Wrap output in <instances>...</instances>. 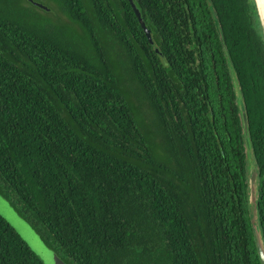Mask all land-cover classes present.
Listing matches in <instances>:
<instances>
[{
  "label": "trees",
  "instance_id": "obj_1",
  "mask_svg": "<svg viewBox=\"0 0 264 264\" xmlns=\"http://www.w3.org/2000/svg\"><path fill=\"white\" fill-rule=\"evenodd\" d=\"M132 2L151 42L127 0H0V195L65 264H260L254 1ZM0 264H41L1 218Z\"/></svg>",
  "mask_w": 264,
  "mask_h": 264
},
{
  "label": "rangeland",
  "instance_id": "obj_2",
  "mask_svg": "<svg viewBox=\"0 0 264 264\" xmlns=\"http://www.w3.org/2000/svg\"><path fill=\"white\" fill-rule=\"evenodd\" d=\"M247 157H251V151L246 142ZM248 160V159H247ZM253 162V159H251ZM248 166L252 163L248 160ZM250 170V168H249ZM0 218L14 231L17 237L24 243L28 250L41 264H65L53 250L48 248L40 236L30 225L20 218L10 203L0 195Z\"/></svg>",
  "mask_w": 264,
  "mask_h": 264
},
{
  "label": "water",
  "instance_id": "obj_3",
  "mask_svg": "<svg viewBox=\"0 0 264 264\" xmlns=\"http://www.w3.org/2000/svg\"><path fill=\"white\" fill-rule=\"evenodd\" d=\"M255 7H256V11H257V15H258V20H259V24L261 27V31H262V35H263V39H264V19L263 16L261 15L260 9L258 7V3L257 0H253ZM130 8L133 11L134 16L136 17V20L140 26V28L142 29L146 39L148 42H151L150 40V35H149V31L146 29V27L144 26V23L142 21V19L140 18L139 12L136 9V7L134 6L132 0H127ZM33 5L41 8V9H46L45 6H43L42 4L38 3V2H32ZM156 51V50H155ZM233 78V82H234V87L236 90V94L237 97H239L238 94V87H237V83L235 81V77L234 75H232ZM239 107L242 113V120H243V124H244V128L246 129V118L245 115L243 113V107L242 104L239 100ZM247 138H246V142H247ZM247 146L249 148V144L247 143ZM250 149V148H249ZM250 155V154H249ZM248 155V159L249 161H251L252 165L250 164L248 168H250L249 170V187H248V215H249V223L251 226V232H252V237H253V241H254V246H255V250H256V254L259 260L260 264H264V249L262 247V243H261V239H260V235H259V230H258V226H257V218H256V203H257V179H258V172L256 170V167L254 165V163L252 162V158L249 157Z\"/></svg>",
  "mask_w": 264,
  "mask_h": 264
},
{
  "label": "flooded vegetation",
  "instance_id": "obj_4",
  "mask_svg": "<svg viewBox=\"0 0 264 264\" xmlns=\"http://www.w3.org/2000/svg\"><path fill=\"white\" fill-rule=\"evenodd\" d=\"M235 88V87H234ZM243 106V105H242ZM243 113H244V115H245V109H244V107H243ZM245 118H246V115H245ZM241 119H242V113H241ZM242 127H243V131H244V134H247V119H246V129L244 128V124H243V120H242ZM248 140V139H247ZM247 143L249 144V142L247 141ZM245 145H246V139H245ZM251 151V150H250ZM251 155H252V153H251ZM251 158L253 159V156H251ZM247 159H248V157H247ZM249 160V159H248ZM253 163H256L255 162V159L253 160ZM255 165V167H256V170H257V166H256V164H254ZM249 167V166H248ZM249 169V168H248ZM249 171V170H248ZM257 172H258V170H257ZM258 175V174H257ZM248 178H249V175H248Z\"/></svg>",
  "mask_w": 264,
  "mask_h": 264
},
{
  "label": "bare ground",
  "instance_id": "obj_5",
  "mask_svg": "<svg viewBox=\"0 0 264 264\" xmlns=\"http://www.w3.org/2000/svg\"><path fill=\"white\" fill-rule=\"evenodd\" d=\"M257 3L260 9L261 15L263 16V19H264V0H257Z\"/></svg>",
  "mask_w": 264,
  "mask_h": 264
}]
</instances>
